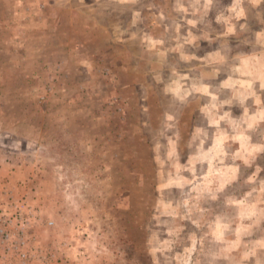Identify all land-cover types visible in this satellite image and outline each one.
Wrapping results in <instances>:
<instances>
[{"label":"rangeland","instance_id":"1","mask_svg":"<svg viewBox=\"0 0 264 264\" xmlns=\"http://www.w3.org/2000/svg\"><path fill=\"white\" fill-rule=\"evenodd\" d=\"M0 264H264V0H0Z\"/></svg>","mask_w":264,"mask_h":264}]
</instances>
